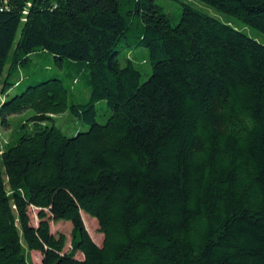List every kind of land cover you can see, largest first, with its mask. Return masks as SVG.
<instances>
[{
    "label": "trees",
    "instance_id": "obj_1",
    "mask_svg": "<svg viewBox=\"0 0 264 264\" xmlns=\"http://www.w3.org/2000/svg\"><path fill=\"white\" fill-rule=\"evenodd\" d=\"M199 1L229 20L182 3L173 25L157 0H0L1 124L35 112L0 154V264H264V43L232 21L264 35V0ZM125 48L147 50L146 81ZM37 50L85 62L83 103L57 77L9 96L23 83L3 81L7 65ZM67 112L90 129L67 136ZM53 221L72 223L67 252Z\"/></svg>",
    "mask_w": 264,
    "mask_h": 264
},
{
    "label": "rangeland",
    "instance_id": "obj_2",
    "mask_svg": "<svg viewBox=\"0 0 264 264\" xmlns=\"http://www.w3.org/2000/svg\"><path fill=\"white\" fill-rule=\"evenodd\" d=\"M157 3L164 7L165 12L170 16L172 24L176 25L179 23L182 13V3H187L193 7L209 14L210 16L217 17L223 21H228L229 19L217 12L216 10L210 8L205 3L199 0H157ZM234 25L242 29L248 35L258 38L262 43H264V35L258 34L256 31L245 27L238 21L232 20ZM138 32H134L137 35ZM134 40V38H131ZM130 55L136 62L139 70L143 73L142 81H146L149 75L152 74V67L149 62L148 52L145 49H128L122 50L121 57ZM11 76L8 79L9 83L22 82L23 85L19 89L12 88L9 92V96L13 97L17 93L23 92L26 87L33 85L37 82L57 77L63 80L65 86L70 92V102L83 103L88 95L89 90L87 86L88 82V70L86 68L85 62H75L65 59L64 62L57 61L55 56L42 51L37 50L32 53L29 57V61L26 63H20L15 68H11V65H7L5 73L3 76V81H5L9 73ZM4 99H7V95L0 94V106ZM97 121L100 124H104L108 118V106L106 101H100L97 103ZM35 115L32 109L25 111L22 114L14 115L9 118L10 127L4 128L1 124L0 119V152L3 151L6 145L10 142H16L24 133L31 130L30 119ZM28 124V126H24ZM53 124V122H49ZM55 124L59 127L67 136L74 137L80 132H85L90 129V125L85 124L78 118L70 115L68 112L55 116ZM32 224L37 226L39 224L38 220V210L31 208ZM86 218L85 225L90 233L92 239L97 245L102 246L104 243V235L100 232L99 225L96 219L84 213ZM72 223L71 222H51V230L55 235H64L67 238V245L65 251L70 250L71 238H72ZM27 257L29 264H41L42 254L40 252H27ZM78 259H83L82 254L77 255Z\"/></svg>",
    "mask_w": 264,
    "mask_h": 264
},
{
    "label": "built area",
    "instance_id": "obj_3",
    "mask_svg": "<svg viewBox=\"0 0 264 264\" xmlns=\"http://www.w3.org/2000/svg\"><path fill=\"white\" fill-rule=\"evenodd\" d=\"M8 0H4V2L6 3ZM0 154H1V152H0Z\"/></svg>",
    "mask_w": 264,
    "mask_h": 264
}]
</instances>
